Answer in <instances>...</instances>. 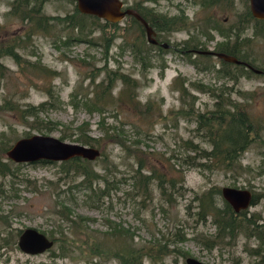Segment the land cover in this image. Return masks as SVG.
Masks as SVG:
<instances>
[{
	"label": "rangeland",
	"instance_id": "374dc122",
	"mask_svg": "<svg viewBox=\"0 0 264 264\" xmlns=\"http://www.w3.org/2000/svg\"><path fill=\"white\" fill-rule=\"evenodd\" d=\"M11 1L0 0V42L23 32L22 22L15 17L6 16ZM123 1L125 6H129L141 0ZM243 1L236 0L235 10L243 8ZM177 4H181L189 17V26L165 33L162 41L169 46L160 47L163 51L158 47L151 48L150 67L147 70L135 60L132 51L117 47L121 38L115 40L106 56L101 47L83 42L57 48L53 38L41 33L34 34L31 39L33 53L29 49L20 51L27 60H40L42 64L58 72L51 80L55 93H58V100L51 101L54 105H49L38 115L44 124L42 126L53 122L58 127L42 134L55 137H60L61 133L77 135L86 129L79 127L87 123L86 133L97 138L103 136L109 126H113L119 131L118 140L121 142L112 141L107 136L102 137L103 144L99 149L104 154L91 161L92 167L100 174H103L104 167L109 170L111 185L106 188L99 181L97 186L104 188V191L98 192L97 197L95 193L79 186L81 177L74 176L72 172L66 173L67 168L63 167L62 161L21 166L18 176L13 178L0 175V189L5 190V193L0 190V264H117L115 260L105 262L95 258L90 262L60 255L55 243L51 249L39 254H26L19 249L18 236L25 228H36L47 236L55 231L57 236L56 228L61 222V215L57 211L61 204L69 208L75 217L87 218V226L91 230H107L105 220L121 223L131 232L136 243L151 240L154 236L165 235L171 240L175 234H185L184 241H176L170 247L186 252L187 256L171 251L162 263L156 264H184L188 256L207 264H264V257L252 251L259 248V241L252 234L249 236L250 230L239 232L229 245L206 248L203 242L206 238H212L215 225L211 215L203 219L197 214L199 198L203 193L213 188L221 190L226 186L245 188L257 197V202L247 208V215H252L258 224L263 225L264 230V75L250 74L244 70L235 71L234 68L233 75H225L222 70L227 69L215 56L196 58L192 53L188 56L182 53L183 42L186 40L190 44L204 43L207 50H212L214 42H220L221 36L212 29L210 33L215 35V39L207 41L205 33L201 31L205 27V21L212 17L228 26L232 22L233 13L232 8L223 5L204 11L186 0L143 3L155 12L166 15L177 14ZM75 7V2L70 0H46L43 11L49 16H64L73 12ZM126 18L115 22H119L120 26L124 25ZM246 35L252 37L246 47L242 48V52H246L250 62L256 67L264 66L263 33L253 34L248 29ZM191 60L196 61L195 65ZM1 62L8 69L0 70V104L3 98H11L23 106L38 105L49 99L48 94L40 89L42 81L32 72H21L8 56L2 57ZM212 64H215V68H212ZM96 68L117 70L136 79L139 84V102L144 104L147 100H153L160 112L146 119L140 116L139 110L125 102H116L103 116L97 111L89 110L81 99L85 95L90 96L94 88L92 76L99 73L96 82L104 76L105 71ZM192 83L214 88L216 92L221 87L231 88L229 97L242 103L243 109L254 121V128L248 137V147L240 156L238 166L231 171H208L196 166L187 168L186 161L181 159L193 155L186 147L187 141L194 142L200 148H209V144L203 141L200 131H195L193 114L181 112L180 108H187V104L194 100L195 111L206 113L214 109L216 100L208 89H195ZM181 86L186 89L183 96L178 90ZM121 87L122 82L117 81L112 95L116 96ZM4 132L7 137L17 138L24 137L27 133H39L25 125L16 114L0 110V135ZM122 140L131 144L134 151L126 153ZM65 141L74 142L70 138ZM4 156L6 157L5 154ZM137 157L145 161L144 173L149 174L155 168L159 173L164 172L166 180H174V188H170L168 184L165 188L166 193L171 194V203L161 194L156 180L149 185V193L145 195L137 193L133 188L131 177L138 166ZM98 197L99 200L96 201ZM214 199L222 206L220 195L215 194ZM65 225L66 222L62 227ZM144 264H151L150 260L144 259Z\"/></svg>",
	"mask_w": 264,
	"mask_h": 264
},
{
	"label": "trees",
	"instance_id": "16d2710c",
	"mask_svg": "<svg viewBox=\"0 0 264 264\" xmlns=\"http://www.w3.org/2000/svg\"><path fill=\"white\" fill-rule=\"evenodd\" d=\"M44 1L46 0H12L6 16L15 17L22 22L24 25L23 32L19 36L10 37L0 42V70L8 69L1 62L2 57H11L21 72H32L42 81L40 89L44 90L49 97L48 100L38 105L28 104L25 106L11 98H3V102L0 104V110L16 114L25 125L35 129L41 134L45 131L50 132L58 127V125L53 122H48L44 127L42 126L43 122L40 121L38 117L49 105H54H52L51 101L58 100V93H55L51 82V80L58 75V72L42 64L40 60L33 62L27 60L20 52L29 49L33 53V46L30 42L34 34L41 33L44 36L53 38V42L56 44L57 48H60L61 45L79 42L88 45H97L102 48L104 56H106L109 49L114 45L115 40L121 38L117 47L120 50L129 49L132 51L135 60L140 63L141 67L145 70L150 67L149 56L151 48L158 47L159 50L163 51L159 46H153L148 42L144 26L132 15H126L125 17L127 18L125 19L124 25L121 26L118 24L119 22L106 20L94 15L83 14L76 7L73 12L64 16H49L43 11ZM70 1L74 2L73 0ZM159 1L161 0H141L138 3H133L126 7L135 9L147 21L149 26L157 32L162 40V38H165V33L168 34L174 30L185 29L189 26L188 24L190 21L189 17L185 14V10L181 7V4H177L178 13L173 15L159 14L155 12L153 8L143 5L145 2L157 4ZM186 1L190 2L193 6L200 7V9L204 11L216 5H223L231 8L234 3V0ZM249 15L251 16V14ZM207 20L208 21H205L204 24L205 27L201 29L202 33H205L207 41L214 39V35L210 33L212 29L225 38L230 36L231 32L227 31V26H225L222 21L219 22L212 17ZM209 21L210 24H207ZM95 33H97L96 37L94 35ZM183 45L182 53H185L187 56L191 53L195 55L196 58H210L212 56L194 52V50H207L204 43L197 42L190 44L189 40H186L183 42ZM217 51H223L226 52V54L230 53V51H235L237 54V56H235L236 59H248L247 54L243 53L242 55L238 49L237 51L230 49L226 41L217 44ZM218 59L222 66L227 69L222 70V73L225 75H233L232 68H234L235 71L244 70V72L253 73L251 70L245 69L242 65L227 61L223 58L218 57ZM195 62L196 61L191 60L193 65H195ZM211 66L215 68V64ZM96 69L99 71L104 70V76L98 82H96V76L99 73L92 76L91 83L94 88L91 90L90 96H88V94L81 99V102L89 110L97 111L103 116L104 112L109 111V107L113 106L116 102H125L130 107L132 106V108L139 110L140 116L146 119L153 116L156 112H160L159 106L154 104L153 100H147L144 104L139 102L137 99V87L139 84L136 79L117 70L109 68ZM223 74L221 75L223 76ZM233 78L235 80L237 79L236 76H233ZM117 81L122 82V87L117 95L113 96L112 89L116 86ZM192 86L195 89H208L207 91L211 93L212 98L216 99L214 101V109L206 113L195 111L194 100H192L191 103L187 102V108L183 106L180 108L182 110L181 112L185 111L189 115L193 114V119L196 121L195 131L201 132V137H203L204 142L209 144V148H200L194 142L187 141L186 147L193 155L186 158H179H181L183 162L186 161L187 168L196 166L202 170L208 171H212L213 169H219L225 172L231 171L238 166L240 156L248 147V137L254 128V121L247 111L243 109L242 103L235 102L229 97L231 88L221 87L218 88V92H216L214 88H210L203 84L192 83ZM178 90L181 96H183L186 91L183 86L179 87ZM72 96L74 98L75 94ZM181 112L179 111L178 113ZM81 127H85L86 129L77 135L61 133L59 138L62 140L70 138L74 142L96 147L98 149L103 144L102 137L104 136L111 138L112 141L121 142L118 140L120 139V133L118 130H115L113 126H109L103 132V136L98 138L86 133V131H88L87 123H84L79 128ZM31 134L27 133L24 137ZM17 139V137L13 136L7 137L5 132L0 135V175L13 178L18 176L21 166L27 164L42 165L55 163V161L48 160L17 163L6 158L4 156L6 150ZM122 141H124L122 147L126 153L130 154L134 151L131 144L125 143V140ZM137 141L141 142V140H136V142ZM103 154L104 153L100 150V156ZM137 158L138 166L133 171L134 173L131 177L133 179L132 185L133 188L136 189V192L144 195L149 193V185L152 184V181L156 180L157 187L161 194L166 198L167 202L171 203V194L169 192L166 193L165 188L166 184H168L170 188H174V180H166L167 178L164 172L159 173L155 168L151 169L149 174L144 173L143 171L146 166L145 161L143 162L140 157ZM91 161L93 160L74 157L62 161L61 163L63 167L67 168L66 173L72 172L74 176L81 177L79 186H83L84 189L91 193H95L97 197L99 195L98 192L104 191V188L97 186L98 182L101 181L106 188L111 185V182L108 179V167H104L103 174H100L92 167ZM0 190L2 193H5L3 188ZM215 194L221 196V190L213 188L203 193L199 198V211L197 214L203 219L205 216L211 215L212 223L215 225V233L212 238H206L203 242L206 248L212 249L214 245H229L235 240L239 232L250 230L249 236L252 234L259 241V248L252 249V251L264 257L263 225L258 224L257 220L251 217L252 215L248 217L246 210H241L236 213L229 203L223 199L221 202L222 206H219L220 204L214 199ZM99 197L96 201L99 200ZM256 202L257 197L253 196L251 205ZM59 208L60 210H58L57 213L61 215V222L58 223L56 228L57 236L54 231L50 232L48 237L57 244L60 255L69 256L72 259L80 258L90 262H93L95 258L105 262L115 260L117 264H144V259L150 260L151 264L162 263L165 256L171 251H177L187 256L186 252H180L177 248L170 247V245H174L176 241H184L186 239L185 234H175L174 238L171 240L165 235H162V237L154 236L151 240L136 243L134 241V236L127 228L123 227L121 223L105 220L107 230H91L87 226V218L83 216L75 217L65 205L61 204ZM64 222H66L67 225L62 227ZM68 235H70V237ZM81 236H84V238L81 239Z\"/></svg>",
	"mask_w": 264,
	"mask_h": 264
},
{
	"label": "water",
	"instance_id": "95a60500",
	"mask_svg": "<svg viewBox=\"0 0 264 264\" xmlns=\"http://www.w3.org/2000/svg\"><path fill=\"white\" fill-rule=\"evenodd\" d=\"M76 8L83 14L94 15L110 21H117L126 15H132L144 26L146 38L149 43L155 44L154 31L147 21L133 8L125 6L123 0H73ZM251 11L257 17L264 16V0H250ZM168 47L167 43L162 44ZM207 55H214L236 64H246L236 59L234 56L224 52L214 50L198 51ZM254 71L259 72L248 65ZM5 155L8 159L17 163H31L38 160L65 161L74 157H82L94 160L100 156V149L78 142H67L53 135L35 133L27 137L15 140L6 150ZM223 199L231 207L239 212L247 209L252 200V192L245 188L223 187L221 188ZM54 241L46 234L33 227L22 230L18 237L17 245L26 254H39L52 248ZM185 264H207L194 257L185 258Z\"/></svg>",
	"mask_w": 264,
	"mask_h": 264
},
{
	"label": "flooded vegetation",
	"instance_id": "af4514ba",
	"mask_svg": "<svg viewBox=\"0 0 264 264\" xmlns=\"http://www.w3.org/2000/svg\"><path fill=\"white\" fill-rule=\"evenodd\" d=\"M235 4H236V0H234L233 6L231 7L232 8V13H233L232 22L230 24H228V26H227V31L231 32V34H230V36L228 38H225V37H223V36H221L219 34L221 36L220 42H222V41L225 42L226 41V43L230 47V49L236 50V51L238 49L240 51V53L243 55L242 48L246 47V43H248L251 40L250 37H252V36L246 35L248 29H250L253 34L254 33H259V34L263 33V35H264V16L257 17V16H255L253 14V12L251 11L250 0H244L242 2V7L243 8L241 10H239V11L235 10V8H236ZM249 14H251V16ZM244 20H246V21H244ZM153 31H154L153 35H154V38L156 40V43L155 44L151 43V44L153 46L163 47L162 44L164 42L161 40V38L157 34V32L155 30H153ZM216 34H218L217 31H216ZM214 37H215V35H214ZM218 43H219L218 41L214 42L212 50L217 51V44ZM194 52H195V50H194ZM217 52H223V51H217ZM224 53H226V52H224ZM245 53L246 52H244V54ZM227 54H229L231 56H234V57L237 56L235 51H230V53H227ZM212 56H214V55H212ZM239 60L246 63V64H243V63L239 64V65H242L245 69H249L254 74H257V75H264V66L263 65L259 66V67H256L255 65H253L250 62L249 57H248L247 60H241V59H239ZM248 65H250L251 67H253L255 69H258L259 72L254 71V69H251L250 67H248ZM221 197H222V195H221ZM222 199H223V197H222ZM252 199H253V194H252ZM251 202H252V200H251ZM250 205H251V203H250ZM244 210H247V209H244ZM236 213H238V212H236Z\"/></svg>",
	"mask_w": 264,
	"mask_h": 264
}]
</instances>
